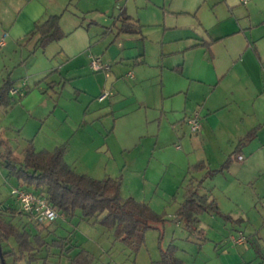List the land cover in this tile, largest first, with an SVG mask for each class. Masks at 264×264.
<instances>
[{"label": "crops", "instance_id": "1", "mask_svg": "<svg viewBox=\"0 0 264 264\" xmlns=\"http://www.w3.org/2000/svg\"><path fill=\"white\" fill-rule=\"evenodd\" d=\"M54 3L0 0V87L10 77L17 89L13 76L27 63L24 48L35 42L31 56L47 51L49 46L38 49L39 36L30 34L50 16L62 19ZM160 9V14L153 15L154 21L137 19L122 10L116 18L121 26L115 21L113 28L93 34L94 39L91 29L79 24L65 33L70 42L57 51L52 48L57 53L54 58L62 63L52 60L50 66L67 75L66 85L75 91L70 100L54 105L52 115L66 128L69 151L65 162L78 174L96 180L121 177V194L124 185L131 184L140 187L142 196L147 188L162 186L166 174L161 171L187 170L184 181H175L168 194L174 202L183 203L191 181L197 185L208 170H220L239 143L255 132L250 142L239 147V154L232 156L227 170L207 179L225 176L231 185L252 186L250 206L238 203L229 213L220 210L238 225L232 232L250 234L246 246L234 244L248 249V244L262 241L264 235V217L257 211L259 202L264 207V181L260 179L264 174V0L248 5L238 0H165ZM124 14L136 28L124 27ZM133 30L136 32L130 33ZM64 39L54 43L60 45ZM94 59L109 70L95 72ZM19 91L10 97H18L23 109L28 98ZM104 94L107 98L100 101ZM28 112L38 120L32 115L34 110ZM196 113L202 126L193 133L188 119ZM25 115L24 129L30 130L28 136L37 132L38 140L40 124ZM8 116V108L0 107V142L5 145L9 140L2 128ZM14 116L20 118L19 108ZM14 128H18L16 124ZM30 142L39 148L36 140ZM198 164L206 168L193 172ZM186 179L188 183H184ZM206 181L203 193L200 191L203 195L207 194ZM129 194L140 200L141 195ZM157 196V192L149 195L152 200ZM203 231L200 229L201 234ZM72 245L74 249L66 248L70 253L62 257L67 264L83 249ZM58 246L63 244L54 250L60 251Z\"/></svg>", "mask_w": 264, "mask_h": 264}, {"label": "rangeland", "instance_id": "2", "mask_svg": "<svg viewBox=\"0 0 264 264\" xmlns=\"http://www.w3.org/2000/svg\"><path fill=\"white\" fill-rule=\"evenodd\" d=\"M164 1L72 0L69 3L68 0H55L54 4L57 8L55 10L56 14L63 15L60 23L64 33H69L77 25L83 24L85 28L89 27L91 29L90 35L94 39L95 36L93 34H101L107 28L114 27L113 24L122 10L127 15L137 19L145 18L147 20L144 21H154L155 17L153 15L160 14L158 10L161 12L160 8H162ZM117 23L118 26H121L120 22ZM68 40V37H66L60 45L52 43L45 53L40 51L39 54L33 56H31V52L35 42L31 43L27 49H23L24 57L28 59L27 63L22 69L15 71L13 78L17 89L23 90L28 99L24 104L25 108L21 109L18 97L12 98L11 105L7 107L11 117L8 116L10 118L2 128V131H6L9 142L8 145L0 144V156L5 154V150L8 147L13 151L11 157L18 165L23 163L24 149L29 145L28 142L33 141V139L38 142L39 148H36L33 144L36 151L48 152L49 149L41 147H50L51 151L49 152H54L63 145H68L67 151H69V139L65 140L64 133L66 128L52 115L54 113V105L58 104L59 100L67 102L73 97L75 91L71 86L66 85L67 81H65L64 77H67V75L62 74L61 71L58 72V70L54 72L50 66L52 60L58 59L54 58L57 53L52 52V48L57 51L70 42ZM58 61L62 63L61 60L58 59ZM24 83H26L27 88H23ZM16 108H19L20 118L14 116ZM28 110H34L32 115L38 117L37 121L30 115ZM25 114L30 116L32 121L40 124L42 131L38 135V140L36 139L37 132L28 136L30 130L28 128L24 129L26 127L24 123L27 118ZM58 114L54 115L58 116ZM15 124L18 127L17 129L14 128ZM10 171L6 166L5 160L0 157V206L4 205L11 210L17 209L20 211L11 193L13 189L19 187V181L14 175L10 176ZM192 171L196 172V168ZM99 173L102 175L103 172ZM161 173L166 174L162 186L159 188H147L149 190H147L145 196L141 195L140 187H136L133 184V186L131 184L124 185L122 190L123 201L131 197L129 193L132 195L135 193L138 197L141 195L142 198L140 197L138 201L149 204L159 217L165 219L162 224H157L158 229H152L146 233L145 243L137 253L117 241L114 231L98 225L96 223L97 219L85 220L80 210H77L72 217H67L59 212L58 219L51 224L47 222L42 224L36 218L25 213L16 215L13 218L11 212H9L2 215L5 222H11L22 232L30 234V240L34 243L35 248L33 252L31 251L32 253L20 254L21 260L16 264H67L66 261L62 260V257L63 254L70 253L66 248L74 249L72 243L92 253L96 258L94 264H160L161 250L167 249L171 244L177 246L174 257L181 259L183 264H264V235L262 241H252L248 244V249L242 246H235L231 239L240 231H232L239 227L235 222L224 217V214L218 215L212 211L204 213L199 217L200 224L191 227H188L183 222L178 223L174 217L180 207V203H182L180 201L183 200L174 202L173 198L168 194L175 187L173 184L177 181H179L178 183L184 181L187 170L175 172L170 169L168 172L161 171ZM225 179V176H222L216 180L206 181V189L204 190L210 200L215 199L216 204L224 213H229L230 208L233 206L235 208L238 203H246L250 206L252 203L251 194L254 192L252 186L245 185L240 187L238 183L231 185ZM260 179L264 181L263 173ZM186 182L188 183L187 179L184 183ZM177 185L183 187L180 186L181 184ZM181 189L183 190V188ZM30 190L35 191L32 188ZM151 192L158 193V196L153 200L149 197ZM201 192L203 193V190ZM3 211L4 209L2 208L1 212ZM257 211L264 217L262 202H259ZM200 229L204 230V234H201ZM230 233L231 235L228 236ZM244 235L248 236L250 234L244 233ZM249 237L247 238L248 243ZM57 241L63 244V247L58 246L61 252L54 250ZM65 243L67 244L65 245ZM7 244L2 245L4 250L9 247V250L12 249L18 252V244L14 239H11ZM220 251L221 253H219ZM35 256L40 259L36 260ZM12 262L13 258L7 260V264H12Z\"/></svg>", "mask_w": 264, "mask_h": 264}, {"label": "trees", "instance_id": "3", "mask_svg": "<svg viewBox=\"0 0 264 264\" xmlns=\"http://www.w3.org/2000/svg\"><path fill=\"white\" fill-rule=\"evenodd\" d=\"M60 16H50L44 23L36 24L35 30L30 34L39 36L38 49L45 50L50 44L59 42L66 37L60 25ZM124 27L136 28V24H128L131 20L129 16L122 15ZM138 22V21H137ZM136 22V23H137ZM126 29V28H125ZM141 29V26L139 27ZM133 30L130 33H135ZM35 52V50H34ZM32 52V53H34ZM14 82L8 77L2 87H0V107H8L12 103L10 92ZM255 132L249 134L244 141L239 143L238 149L232 156L239 154V147L250 142ZM3 142H0V144ZM67 146L58 147L54 152H37L32 142L24 150V161L20 165L11 157L12 151L6 148L5 154L0 157L5 160L6 166L11 170L10 176L14 175L21 186L27 189L41 191L48 203L58 212L67 217L74 216L80 210L85 220L97 219L96 223L114 231L117 241L129 247L137 253L145 243V236L149 230L158 229L157 224L163 223L165 219L159 217L152 208L144 203L130 197L123 201L121 196L122 178H106L96 180L89 176L78 174L65 162ZM232 156L220 170H208L204 179L195 185L191 181L186 189L184 202L176 213L178 222L186 223L188 227L195 226L199 221V216L214 212L221 214L220 209L214 200H210L207 194H201L204 183L207 179L218 173L227 170ZM206 168L204 164H198L196 170ZM11 212L12 217L19 213L16 210L1 212L0 210V243H9L14 239L18 244V252L3 250V259L13 258V264L21 260L20 254L32 253L34 243L30 240V234L22 232L11 222H5L3 214ZM229 220L230 218L227 217ZM57 244H62L60 241ZM177 247L171 244L167 249L161 250L160 264H183L174 256ZM32 251V252H31ZM95 257L86 250H81L71 261V264H93ZM0 264L1 258H0Z\"/></svg>", "mask_w": 264, "mask_h": 264}, {"label": "built area", "instance_id": "4", "mask_svg": "<svg viewBox=\"0 0 264 264\" xmlns=\"http://www.w3.org/2000/svg\"><path fill=\"white\" fill-rule=\"evenodd\" d=\"M241 5H248L254 0H238ZM92 69L97 72L101 70H109L108 67L103 66L101 60L94 59L92 61ZM20 91L18 89H12L10 92V96L14 97L19 94ZM24 94L22 93L21 96ZM107 94L101 96L100 101H103L107 98ZM188 125L191 128L193 133H198L201 130V117L199 114H195L193 117L188 119ZM243 158L240 157V160ZM12 197L15 198L17 205L22 213H25L29 216L36 218V220L42 224L54 223L58 217L59 212L57 209L52 207L51 204L48 203L47 199L39 192L31 191L30 189L25 188L24 186L17 187L12 190ZM232 243L235 245H247V237L243 234H237L232 237Z\"/></svg>", "mask_w": 264, "mask_h": 264}, {"label": "water", "instance_id": "5", "mask_svg": "<svg viewBox=\"0 0 264 264\" xmlns=\"http://www.w3.org/2000/svg\"><path fill=\"white\" fill-rule=\"evenodd\" d=\"M0 258H1V263L6 264L5 260L3 259V250H2V245L0 243Z\"/></svg>", "mask_w": 264, "mask_h": 264}]
</instances>
